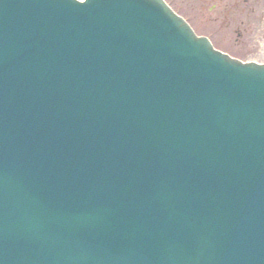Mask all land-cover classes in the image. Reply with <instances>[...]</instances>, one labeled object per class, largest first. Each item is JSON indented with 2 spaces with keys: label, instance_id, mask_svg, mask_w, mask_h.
<instances>
[{
  "label": "water",
  "instance_id": "water-1",
  "mask_svg": "<svg viewBox=\"0 0 264 264\" xmlns=\"http://www.w3.org/2000/svg\"><path fill=\"white\" fill-rule=\"evenodd\" d=\"M0 264H264V63L164 0H0Z\"/></svg>",
  "mask_w": 264,
  "mask_h": 264
},
{
  "label": "rangeland",
  "instance_id": "rangeland-1",
  "mask_svg": "<svg viewBox=\"0 0 264 264\" xmlns=\"http://www.w3.org/2000/svg\"><path fill=\"white\" fill-rule=\"evenodd\" d=\"M166 1L219 50L264 63V0Z\"/></svg>",
  "mask_w": 264,
  "mask_h": 264
}]
</instances>
